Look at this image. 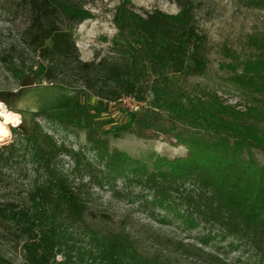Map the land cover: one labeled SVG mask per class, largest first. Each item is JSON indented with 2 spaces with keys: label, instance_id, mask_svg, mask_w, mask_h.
<instances>
[{
  "label": "trees",
  "instance_id": "trees-1",
  "mask_svg": "<svg viewBox=\"0 0 264 264\" xmlns=\"http://www.w3.org/2000/svg\"><path fill=\"white\" fill-rule=\"evenodd\" d=\"M89 1L19 0L31 15L22 40L38 58L39 84L46 81L72 89L81 87L95 98L117 102L122 95L137 91L150 70L184 73L190 62L196 75L207 69V37L197 27L196 0H167L177 5L176 14L161 10L141 14L129 0L123 1L116 12L120 34L114 43L116 55L83 61L72 30L91 17L85 8ZM248 1L255 7L264 6V0ZM252 40L258 43L257 38ZM244 72L235 81L264 96V54L247 64ZM160 78L168 81L167 76ZM160 78L152 85L153 104L173 113L182 127L186 126L185 130L166 132L188 154L173 159L157 155L150 168L126 152H109L105 142L89 134L92 150L105 166L97 183L111 185L120 178L126 183L137 182L152 191L156 206L174 210L190 225L216 228L247 246L254 264H264V166L254 154V150L264 154V107L250 106L243 111L212 101H171ZM137 121L131 114L120 131ZM13 131L19 140L2 148L0 163L21 153L32 164L33 178L25 201L0 202V229L4 231L0 237L22 243L21 264H167L160 256L141 252L125 230L100 232L87 223L88 203L81 191L86 184L76 186L70 178L81 169H94L81 151L58 145L35 121L28 132ZM62 155L75 161L72 174L60 167ZM180 206L186 207L184 214L177 212ZM172 245L219 261L201 248L181 242ZM0 264L16 263L0 252Z\"/></svg>",
  "mask_w": 264,
  "mask_h": 264
},
{
  "label": "rangeland",
  "instance_id": "rangeland-1",
  "mask_svg": "<svg viewBox=\"0 0 264 264\" xmlns=\"http://www.w3.org/2000/svg\"><path fill=\"white\" fill-rule=\"evenodd\" d=\"M125 0H91L85 8L91 17L72 30L73 38L86 62L115 56L114 43L119 39L116 12ZM141 14L161 10L176 14L178 7L167 0H129ZM197 27L207 37L205 61L207 69L202 75L193 73V64L184 73L150 70L140 80L137 91L122 95L117 102L95 98L87 90L38 82V58L22 40L23 32L31 22L30 12L19 0H0V102L20 115V124L9 125V136L0 141L2 148L18 142L13 129L28 132L34 121L51 135L58 145L81 151L94 169H81L72 175L74 185L86 184L81 191L87 203V223L100 232L125 230L137 241L141 252L160 256L167 264H254L252 251L244 244L224 236L216 228L202 224L190 225L184 216L174 210L156 206L152 191L143 185L117 179L113 184L97 182L103 178L104 164L88 140L89 134L105 142L109 152H126L153 168L157 156L170 159L184 157L187 149L166 131L185 130L173 113L154 106L152 85L161 76L162 87L168 88L171 101L219 102L245 111L250 106L264 107V96L253 88L235 80L245 75L247 64L264 54V6L255 7L248 0H196ZM257 38L258 43L252 39ZM42 114V115H40ZM131 114L138 121L126 131L120 128L130 121ZM61 118L64 122H60ZM1 120V119H0ZM165 130V131H164ZM258 163L264 166V154L254 150ZM60 167L72 174L75 161L59 157ZM0 202L25 201L33 178L32 164L19 153L7 163H0ZM179 202V201H178ZM186 207L177 210L184 214ZM0 232H4L0 229ZM210 234V237L207 235ZM201 248L219 258L204 259L194 253H185L172 243ZM22 243L0 237V252L16 264L23 262ZM195 249V248H194Z\"/></svg>",
  "mask_w": 264,
  "mask_h": 264
},
{
  "label": "clouds",
  "instance_id": "clouds-1",
  "mask_svg": "<svg viewBox=\"0 0 264 264\" xmlns=\"http://www.w3.org/2000/svg\"><path fill=\"white\" fill-rule=\"evenodd\" d=\"M0 117L4 118L3 123H0V138H2L3 136H7L9 133L5 130L4 128V124L6 123H13L18 124L19 123V118L18 117H13L12 114H10L5 105L3 104V102H0ZM57 259H60V257H57Z\"/></svg>",
  "mask_w": 264,
  "mask_h": 264
},
{
  "label": "bare ground",
  "instance_id": "bare-ground-1",
  "mask_svg": "<svg viewBox=\"0 0 264 264\" xmlns=\"http://www.w3.org/2000/svg\"><path fill=\"white\" fill-rule=\"evenodd\" d=\"M6 109H7V108H6ZM7 111H8L10 114H12L13 117H18V118H19V123H18V124H15V125H14V124L11 123V122L4 124V128H5V130L9 133V129H8V126H9V125L17 126V125L20 124V115L17 114V113H15V112H13V111L8 110V109H7ZM0 119H1V120H0V123H3L4 118H3V117H0ZM8 136H9V134H8L7 136H3L2 138H0V141H4V140H6V139L8 138Z\"/></svg>",
  "mask_w": 264,
  "mask_h": 264
}]
</instances>
